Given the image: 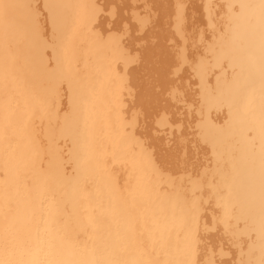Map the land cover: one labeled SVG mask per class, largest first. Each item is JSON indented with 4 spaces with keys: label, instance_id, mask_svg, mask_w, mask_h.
<instances>
[{
    "label": "bare ground",
    "instance_id": "obj_1",
    "mask_svg": "<svg viewBox=\"0 0 264 264\" xmlns=\"http://www.w3.org/2000/svg\"><path fill=\"white\" fill-rule=\"evenodd\" d=\"M9 1L12 0H0V14H3L2 10H6L7 7V10H10L9 8L19 5L18 7L21 6L23 11L27 9V11L25 10L26 15L29 13L34 17L38 16L37 21L40 25L36 19L34 21V17H30V19L31 22H34V26L38 24L41 27L45 42L41 40L43 44L30 52V54L34 53V58H49L55 53L56 58H76V60L80 58L79 61L84 59V61L87 60V63L89 60L90 65L81 68L80 74L87 73L83 80L86 82L87 92L89 93L90 89L93 92L91 95L88 94L87 97L81 95L86 90L85 84L74 83L76 75L56 78L57 80L52 83V88H54L52 92L55 94L54 90L58 83L66 86L65 81L71 80L73 81L71 87H74L78 96L77 101L73 103L71 121L69 122L71 124L69 125L71 127L70 137L73 138L64 139L72 140L71 159L77 172L80 162L79 166L85 163L87 168L93 170V175L86 182L79 180L78 176V181L76 178L70 186L74 185L76 189L87 186L89 188V185L95 182L94 191L91 194L77 192L79 197L75 200L81 199L78 206L80 207L82 203L90 206L97 201L98 180L101 181L105 189L111 192L110 195L108 194L111 197L108 206L111 205L112 200H115L114 202L119 200L113 191L118 189L119 192H123L119 185V176L116 177L112 171L115 169L114 165H110L112 167L109 169L105 165L110 160L112 162L125 160L127 156L124 154L130 149L138 159L135 161L139 165H143L141 173L144 171L153 176L155 173H161L174 182L175 186L183 188L181 190L177 186L181 190L178 192L181 198L180 202L177 200L176 203H181L182 206L179 213L175 214L174 224L178 231L175 238L178 239V242L174 241L176 249L171 250L172 253L177 252V257L176 260L167 257L165 264H247V260L250 262L249 264L263 262L264 69L254 78L257 85L249 84L246 87V89L258 87V94L252 104L254 107L252 114L256 117L255 130L262 142L254 143L259 148L255 155L252 142L246 143L242 137H240L242 140L239 145L236 146L239 151L242 146H245V153L249 152L251 158L256 156L259 164L253 173L254 179L257 178L256 182L259 184L257 190L259 196H255L258 199L257 220L260 225L255 233L257 236L256 251L252 249L253 247L251 249L246 247L247 242L243 243L244 249L228 244L226 238L214 227L213 215L204 200L207 193L212 192L209 187L206 190L210 165L209 149L205 145L208 143H203L204 135L213 128H217L219 131L223 128L221 126H223L224 119L221 112L225 111L224 109L226 112L230 109H241L245 107L247 101L244 99L245 94L239 98L240 93L236 90L241 84L236 86L232 72L225 71L224 66L218 70L211 66L203 69V65L208 64L207 62L212 63V58H264V0H51L56 6H53V2L49 4L54 7L56 15L58 16L59 13L60 16L59 19H55L60 21L62 18L59 23L61 27L55 28V30L60 29L61 36L59 34L54 41L51 38L48 40L51 44H55L53 48L46 46L47 39L45 37L50 35V25L47 23L49 20H47L48 16L44 10L48 5L46 0H13L11 4ZM14 1L18 2L15 6H13ZM41 3L43 7L40 5ZM47 8L46 10L49 11ZM55 9L58 10V13ZM19 16L21 15L19 14ZM27 17L24 18L27 19ZM6 22H3V17L0 16V58H15L14 55L8 53L9 48L11 51L17 49L19 56L24 55L23 52L28 51V48H25L27 46L24 43L25 47H22V44L17 45V41L10 40L14 39L16 34L14 35L9 24H3ZM51 22H55V20H51ZM53 24L51 23L54 30L53 26L55 25ZM237 29L240 32V40L234 42ZM31 48L33 50L32 46ZM81 52L84 54L78 55ZM91 58L92 61H90ZM93 64H95L94 68ZM59 86L55 101L61 94H59L61 88H64ZM18 88L19 86L10 78L8 80V78L0 76V97L7 90L13 96L19 94ZM253 94L255 95V92ZM82 98L87 99V106L81 102ZM105 99H108V102H105ZM226 104H229L227 108ZM10 108L8 105V109H0V117H3L0 119V146L5 144L3 148L13 141L10 127L12 120L17 118V113L10 115ZM249 108L251 107L249 106ZM57 112L59 114V111ZM109 122H112L113 126H111L112 124L108 125ZM231 127L230 132L241 126ZM244 127L239 133L244 134ZM106 131L110 132L111 142L113 146L115 145L112 155H105L101 146L102 140L107 138ZM7 133L9 136L11 135L8 139L6 138ZM59 134H56V139L59 138ZM62 139L57 140L58 143ZM230 139L231 137H225L222 141H225L223 150L227 154H231V150L227 147V140ZM236 139H239V136ZM106 147L108 148V146ZM210 147L213 148L212 145ZM239 151H235L236 154L232 153L235 158H238ZM63 163L65 164V162ZM64 164L62 166L64 175L75 178L77 175L75 170L73 175H66L65 169H63ZM131 167L136 169L138 166L131 164ZM217 170L231 176L228 165L223 168L217 166ZM131 171L133 172V170ZM13 175L15 174L13 173ZM174 176L177 177L172 178ZM0 178H2L1 174ZM139 182L141 184L133 185L134 189L139 188L141 192L139 197L135 198L134 195L127 194V199L122 198L127 207L126 215L129 220V226L125 227V232L133 238L130 243L134 248L131 251L136 250V256L143 264H152V261L146 256V252L139 249L141 245L139 238L143 237L139 232L142 225L139 214L146 207L143 204L144 198L147 194L152 198L151 194L153 193L151 192L155 187L149 185L146 177H143ZM214 182L215 176L210 184L227 192L221 185ZM218 183L221 184L220 180ZM13 184L11 181L0 180V249H4V253L0 254V260L3 261L7 257L5 255L7 249L11 250L14 245L13 250L17 251L18 258L21 257L18 259L20 263L27 260L24 264H39L48 258L51 260L47 264H97L95 251L99 243H96L98 236L95 232L99 229L98 226L104 227V229L106 227L97 225L93 222L95 218L90 217L89 222L95 227L93 230L95 239H89L80 247V242H77L78 236L74 235L81 226L76 224L79 222L80 208L78 213L74 210V216H71L67 207L63 210V208L55 206L56 202L67 196V189L63 190L60 195L55 194L54 196L52 194L44 195L43 190L36 186L31 194L26 188H12ZM13 194L16 196L13 197ZM83 194L86 195L83 196ZM36 196L40 198L52 196L51 201L55 206H52L50 201V205L47 206L48 208L46 207L47 210L40 216L39 222H37L36 216L40 214L37 213L47 198L41 202ZM7 202L12 203L10 208L9 206L5 207ZM74 203L77 204L76 201ZM153 203L164 204V201ZM60 204L62 203L60 202ZM9 209H11L10 212ZM72 209L74 208L72 207ZM93 209L99 214L104 206H95L91 212ZM238 209L239 207L233 209L232 223L237 218H241L237 214ZM257 209H254L253 212H256ZM64 212L69 213L70 218L67 217L68 219L64 220L62 217ZM58 213L61 215L57 216ZM147 216H149L148 213H146ZM221 221L226 226V219ZM245 222H248L247 225H251L250 220ZM35 225H44L45 228L34 231ZM149 227L152 228L151 225ZM231 229L233 232L236 229L239 230L233 224ZM246 230V228H240L238 236L244 238ZM260 231H262V235L258 237ZM163 241L164 238L160 244H163ZM171 243L169 240L164 242L165 246ZM240 252L243 253L240 255ZM257 259H260L258 263H256ZM124 262V260L118 261L115 264H125Z\"/></svg>",
    "mask_w": 264,
    "mask_h": 264
},
{
    "label": "flooded vegetation",
    "instance_id": "obj_2",
    "mask_svg": "<svg viewBox=\"0 0 264 264\" xmlns=\"http://www.w3.org/2000/svg\"><path fill=\"white\" fill-rule=\"evenodd\" d=\"M12 1H9L10 4L12 3ZM16 2L17 1L13 2V6L17 5L18 2ZM52 2L53 1L51 0L50 2L49 0H46V4L50 5L49 8H47L48 5H46V8L51 11L49 12L47 10L49 16L52 17H50V19L53 21L55 20V22L51 23H54V32L58 37L59 34L61 36V31H59L60 29L55 30V28H57L58 26L61 27V24L59 23H61L60 21L62 20V18L60 19V21L55 19H59L60 16L57 9L55 10L58 13V16L54 12L53 6L56 5L54 2ZM49 3H52L54 5L52 6V4ZM18 6L13 7L15 9L11 7L9 8L10 10H7V7L6 10H2V12L4 13L0 14V16L3 17V22H6L11 17L8 20L11 21L10 23L8 21L6 23H3L6 25L9 24L8 26L12 29L14 35L16 34L15 36L13 35L14 39L10 40H15L14 42L17 41V45L25 43L27 47H25V45L23 44L22 46L28 48V51L23 52V54L25 53L23 56H26L27 58H0V76L8 78V80L10 78V80H12L19 86L17 90L19 94H14V96L19 100L20 105L22 106V101L23 107L25 105L24 108H26L25 114H17V118L13 119L11 122L10 128L11 135L13 136L11 137L10 135V137L13 140L12 142L14 143V148L10 153L5 154L3 157V159H6L5 164L8 176L6 181L13 182L14 186L12 188L17 185V189H19L20 184H26L28 182L27 178L32 176L36 178L37 186L43 190L42 192L44 193V195H60L63 190L67 189V196H64L63 198L61 197L62 199L60 198L61 200L59 202H56L58 204L55 203V206L63 208V210L67 207L71 216H74L73 212L75 210V212L78 213V204L81 201V199H79V201L75 200V198H78L79 194L82 193L85 188L82 187L76 189L74 185L70 186V184L75 182L74 180L76 178L78 181V176L79 180H83L82 182H86L88 179H90V177H92L93 170L87 168V166H85V163L79 166L80 162L78 161V172L76 169H74L77 174L76 177L69 178L64 175V172L62 170V166L64 163L60 160L58 156L59 154L56 152L54 147L57 146L59 142L57 140H60L61 138H73L70 137L71 127L69 125L71 124L69 123L70 120L68 118L61 131L59 132L60 134L56 132L55 128L52 126L53 122H55L56 120V116L52 115L51 107H49V105L52 101H55V96L58 92L57 88L59 85H61L59 83L58 86L55 84V94H53L52 90L54 88H52V83L57 80L56 78H67L78 74V72L76 73V68L74 65L76 58H73L74 60L72 58H55V61L53 60L55 65L53 66L51 65L52 62H50L49 58H34V53L30 54V52L34 51L35 47H40V45L43 44L44 35L40 30L41 27L39 26L40 24L37 21L38 16H31V14H29L28 12V15H26L27 9H25L26 11H23L21 6ZM12 9L15 11L13 12ZM19 14L21 16H19ZM22 16L23 18L21 19ZM24 17H27V19H25ZM30 17H34V21L36 19L37 23L39 24H37L38 28L37 26L33 25L34 22H31ZM18 18L20 19L19 21ZM41 34L43 37L41 36ZM239 35L240 32L239 29H237V32L234 36V42L236 40L237 42L240 40ZM41 40L43 41L41 42ZM31 46L33 47V50ZM212 59L213 62H207L208 64H204L203 69L211 66L212 68L221 70L224 66V68L226 69L225 71H230L232 73L240 72L241 74H244L245 81L248 84H245L244 81L239 86L236 91L240 94H245L243 90L246 89L247 85L251 84V81L249 79L255 78L260 73H262L261 71L264 69V58ZM72 91L74 96L73 103H75L78 99V96L74 87ZM257 91L258 88L254 89L249 94L246 93V97H244V99L247 101L245 107H242L241 109L236 108L232 111L231 114H234L236 116H244L236 117L235 122L233 121V124L231 126H241L239 129L237 128L238 130H235L236 132H241V128H243L244 126V134H249L247 133L248 129H256V126L254 125L256 117L252 114V111L254 110L252 104L255 102L256 98V95H254L253 93H256ZM21 92L23 93L21 94ZM249 106L251 108H249ZM37 121H40V123H45L46 125L45 134L47 136V139L45 140L49 142L51 146L50 151H48L47 153H45L42 141L39 139V133L35 128V123ZM229 130L230 127L221 128L220 131L217 128H213V130L207 132L204 135V142L212 145L214 150H216L217 148L216 165L221 166V168L225 167V165H228L229 170L231 171L230 177L225 175L224 177L219 179L220 182L225 185V188L227 190L226 195L220 199V202H222V204L224 205L225 211L223 220L226 219V226L228 228H231L230 222L232 221L234 216L233 209H235L236 207H239L237 213L239 217H241L239 219L243 218L244 221H255L256 219H258V199H256L255 196H259V192L257 191L259 184H257L258 182H256L257 178L254 179L253 173H255V166H259V164L255 158H249V152L245 153V146H242L240 148L238 158H235L234 154H227L225 150H223L225 141H222L224 140V138L231 137L233 134H235V131L227 132ZM56 134H59V138L57 139ZM8 147L3 148V146H0L1 153H6L8 151ZM46 157L50 158V160L47 162L48 166L46 167L48 168L43 169V163ZM13 173L15 175H13ZM11 177L13 178L12 180L10 179ZM98 183L99 184L96 189L98 198H96L97 201L94 203L95 206H104V209L99 211L98 218L93 219V222L97 225H103L106 228L104 229V227H102L96 230L97 232H95L96 236H99L100 234L96 241V243L99 244H97L96 246L97 248L95 252L97 254V258L95 259V262L97 264H115V262L124 260L125 264H143V262H141L140 259L136 256L135 250L131 251V249L134 248V246L130 243L133 238L129 237L125 232V227L129 226V220L126 215L127 207L122 200V198H124L123 194L119 192L118 189L113 190L114 194L119 198V200H116V202H114L115 200H112L111 205L108 206L111 198L109 195L111 194V192L104 188L100 180H98ZM77 192H79L78 195ZM15 196L16 195L13 194V197ZM106 198L108 199L106 200ZM254 198L256 199V202H254ZM75 201L77 202V204L74 203ZM60 202L62 204H60ZM67 204H69V206H67ZM76 205L78 206V209ZM7 206H9L10 208L12 206V203L7 202L5 207ZM52 206H54V204ZM71 206L74 209H72ZM254 209H257L256 212H253ZM93 212L94 210L92 211V213ZM59 214L60 213H58L57 216ZM68 218H70V216H68Z\"/></svg>",
    "mask_w": 264,
    "mask_h": 264
},
{
    "label": "rangeland",
    "instance_id": "obj_3",
    "mask_svg": "<svg viewBox=\"0 0 264 264\" xmlns=\"http://www.w3.org/2000/svg\"><path fill=\"white\" fill-rule=\"evenodd\" d=\"M40 5H42V3ZM42 7H43V5H42ZM44 10L48 16L47 20H49V21H47V23L50 25V28H49V30H50L49 34L50 35H49V37H45V39H47L46 46L53 48V45H55V44L54 43L51 44L48 40L51 38L54 41V39L57 38V35L54 33V30H53L52 25L50 23L51 19H50L49 14L47 13L46 8ZM22 47H24V46H22ZM82 51L85 53L84 50H82ZM17 52H18L17 49H15L14 51H11L10 48L8 49V53L14 55L13 57H15V58H24L25 57L22 54L20 56L17 55ZM83 52H81L78 55H83L84 54ZM55 55L56 54L54 53L53 56L49 57L50 62H52V64H51L52 66L55 65V64H53L54 63L53 60L55 61V58H56ZM79 59L80 58H78L75 61L74 65L76 67V73L79 69L80 71L78 73L80 74L81 68H83L84 66H89L90 63H89V60L87 63V60L84 61V59H83V61H84L83 62L82 60L79 61ZM90 61H92V58L90 59ZM93 61H95V59H93ZM94 65L95 64H93V68L95 67ZM79 74H75L76 76L74 79V83L80 82V83L85 84L86 82L83 79L87 76V73L80 74V75ZM235 74H236V77H235ZM235 74L234 73L232 74V75H234L233 79L236 80V81H234V80L233 81L237 84L236 86L238 87L240 84H242L245 81V76H244V74H241L240 72L235 73ZM249 80L251 81L252 85H257V82L256 81L254 82V78L253 79L250 78ZM70 81L71 80H68V82L65 81L66 86H64V84H63L62 86L64 88H61L63 91L61 90L59 92V94L60 93L61 94L57 96V100L54 102L52 101L49 105V107H51L52 115L56 116V120H55V122H53L52 126L55 128L56 132H58V133L61 131L62 127L64 126V124L68 118L71 121V114H72L73 106H74L73 105L74 96H73V92H72L73 88H71L73 81H71V82ZM234 82H233V84H234ZM245 84H248V83L245 81ZM256 88H258V87L247 88L243 91L245 94L246 93L249 94ZM85 89H86V84H85ZM92 93L93 92L91 91V89L89 90V93L87 92V89H86L85 91H83V94H81V95L82 96L86 95V97H87L88 94L91 95ZM2 94H3L2 95L3 97L2 96L0 97V109H3V110L8 109V105H10V107H11L9 109L10 115H12L13 113H17V114H23V113L25 114L26 113V108L23 107L22 101H21V104H22V106H21L19 100L17 98H15V96H13L9 90H7L6 93H2ZM257 94H258V91L255 93V95H257ZM241 95L242 94L239 95V98L242 97ZM2 98H3V100H1ZM59 98H61V99L59 100ZM203 100H204V97H203ZM81 102L83 104H85V106H87V103H88L87 99L82 98ZM105 102H108V99H105ZM55 104H56V106H55ZM57 105H59V106L57 107ZM65 105H66V108H65ZM228 105L229 104H226L225 107L227 108ZM55 108H56V112H55ZM224 110L225 111L221 112L222 118L224 119L223 120V126H221V127H223V128L231 127V125L233 124V121L235 122V120H236V115L231 114L233 109L232 110L230 109L228 112H226V109H224ZM57 111H59V114ZM62 112H65V113H62ZM2 118L3 117L1 116L0 119H2ZM57 124H59V125H57ZM106 125H107V123H106ZM108 125L113 126V123L109 122ZM35 128L37 129L36 131L39 133V139L42 141L45 153H47L48 151H50L51 146H50L49 142H47L45 140V139H47V136L45 134L46 125H45V123H40V121H37L35 123ZM230 129H232V127ZM233 130H234V128H233ZM227 132H230V131H227ZM247 133H249V134H241L238 131L231 136V139H230L231 142H230V140H227V147L229 150H231V153L236 154L235 151H239L238 147H236V146L239 145L240 141L243 138L246 143L252 142V146L255 149L253 151V154L254 155L256 154V152L259 148H258L257 144L254 145V143L255 142H262V140L258 138V134H257L256 130H254V129H252V130L248 129ZM106 135H107V138L102 140L101 146L103 147V151H104L105 155H107V154L112 155L113 147L115 145L113 146V143L111 142L110 132L106 131ZM238 136H239V139H236V137L238 138ZM9 137L10 136L7 134L6 138L8 139ZM104 137H106V136H104ZM240 137H242V138L240 139ZM232 138L235 140H233ZM61 142L58 143L57 146H55L54 148H55L56 152L59 154L58 156L61 158V160L63 162H65L63 169H65L66 175L71 176V175H73V171L75 169V164L71 159V155H72V151H73L72 140H65L63 138L61 140ZM107 143H108V145H107ZM203 143L205 144L204 141H203ZM231 144H232V146H231ZM13 145H14L13 142L8 143L6 145V147L9 146L8 151L4 154H2L0 151V155H2L1 156L2 159L0 160L1 161L0 162L1 163L0 164V166H1L0 167V174H1L2 178H0V180H2V179L6 180V177H7V170H6V164H5L6 159H3V157L5 154H8L12 151V149L14 148ZM58 145H60V146H58ZM205 145L209 149L208 150L209 151L208 157H209V165H210L209 171H208V182H207L206 190H208V187H209V190H211L212 192L210 194L207 193V195L204 197V200L208 204L209 210H210L211 214L213 215L214 227H216L217 231H219L220 234L224 238H226L228 244H230L231 246H235L239 249H244L243 243L247 242L246 247H248L250 249H251V247H253L252 249L257 251V247L255 244V240H256L257 236L255 233L257 232L258 227H260V225H258L257 219L255 221H250L251 225H249V224L247 225L248 222L244 223L243 218L242 219L237 218L234 223H232V221H231L230 222L231 226L233 224V226H235V228H239V230L236 229L235 232L232 231L233 229L225 226V224L221 221L223 219V215H224L225 211H224V205L222 204V202H219V201L221 198H223L225 196L226 191L217 188L218 186L216 187L215 185L210 184V182H211L212 178L215 176V182L214 183L221 185L226 190V188L224 187V184L222 182H221V184L218 183L219 178L224 177L226 174H224L220 170H217V166H216L217 151L214 150L212 147H210L209 144H205ZM3 146H5V144ZM106 146H108V148ZM6 147H4V148H6ZM109 148H110V150H109ZM107 150H109V151H107ZM124 155L127 156V158L125 160H119L118 162L117 161L112 162L110 160L105 165V167L108 166L107 167L108 169L114 165L115 169L113 168L114 170H112V171L114 172L116 177L119 176V185L123 189V192H121V193L123 194L124 198L127 199L128 195H131V194L134 195L135 198H136V196L139 197L141 195L139 188L134 189L133 185L134 184L135 185L141 184L139 182V180H141L143 177L147 178V182H149V185H154V187H155V189L151 192V193H153V194H151L152 198H150L149 194H147L146 197L144 198L143 204H145L146 207L143 210H141L142 212H141V214H139L140 215L139 218L141 219L140 222L142 223V225L140 226L139 232L143 236L142 238H139V244H141L139 246V249L143 252H146V256L149 257V259L152 261V264H165L167 257L176 260L177 252L172 253L171 250L176 249V247H175L176 243H174V241L178 242V239L175 238V236H177V234H178V231H176L174 222L176 219L175 214L179 213L180 208L182 206L181 203H178V204L176 203L177 200H179V202H180V198H181V196L179 195L178 192L183 190V188H180L177 185L181 189L180 190L177 186H175L173 184L174 182L167 179L161 173H155V176H153L152 174H148L144 171L141 173L140 170L143 168V165H139L135 161L138 159L132 150L128 149L127 153ZM65 156H67V158H65ZM249 158H251V157H249ZM254 158L256 159V156H254ZM49 160H50V158H48V157L45 158V161L43 163V165H44L43 169L48 168L46 166H48L47 162ZM131 164H135L138 167L136 169H133V167H131ZM110 165H112V166H110ZM254 165H256V164H254ZM219 168H221V167L219 166ZM131 170H133V172ZM247 171H249V170H247ZM209 174H211V175H209ZM175 177H177V176H174L172 178H175ZM178 177H182V176H178ZM27 181L28 182L26 184L21 183L20 188H26L31 192V194H33V189L37 186L36 178L30 176L27 178ZM94 186H95V182H94V184L91 183L89 185V188L87 186L82 193L91 194L94 191ZM15 188H17V185H15ZM130 190H131V192H130ZM85 195L86 194H83V196H85ZM37 198L41 202H43L47 198V201L43 202L44 203V204H42L43 207L37 213V214L40 213L39 215L36 216L37 222H39L40 216H42V214L45 213V211L48 208L47 206L50 205L49 203L52 200V196H44L43 198H40V197H37ZM55 198L53 199L54 201L56 200ZM155 201L156 202L157 201H160V202L164 201V204H162V203L154 204L153 202H155ZM53 203L54 202L51 201V204H53ZM38 206H39V204H38ZM94 207H95V203L91 204L90 206H87V204L82 203L81 206L79 207L80 208L79 211L81 213H80L79 219H78L79 222H77L76 224H78V225L80 224L81 226H80L79 230L74 233V235L78 236L77 242H80V245H79L80 247L82 246V243L85 244L89 239H92V238L95 239V236L93 234V230L95 229V227L92 226L93 224H91L89 222V220L91 219L90 217H92V216L95 219L98 218V212H96V210L93 209L94 213L91 212V209ZM8 211L10 212L11 209H9ZM146 213H148L149 216L146 217ZM68 215H69V213L64 212V214H62L63 219L64 220L68 219L67 218ZM42 221H43V217H42ZM241 223H243V224L240 226ZM150 225L152 226V228L149 227ZM44 228H45L44 225H41V226L35 225L34 231H39V230L44 229ZM98 228L100 229L102 227L98 226ZM240 228H244V229L246 228L247 229L245 232V236H243L244 238H241L240 236H238V233L240 232ZM5 231H7V230H5ZM6 234H7V232H6ZM254 234H255V236H254ZM261 235H262V231L259 232L258 237H261ZM99 236H100V234H99ZM162 238H164V241H163V244H160V241L162 240ZM38 239L40 240V238H38ZM44 240L46 241V238ZM166 240H169V243L170 242H172V243L165 246L164 242ZM13 247H14V245H13ZM13 247L11 248V250L7 249L8 251L5 253V255H7V257L4 258L3 261L0 260V264H24L25 262H27V260L24 261L22 259L23 261H21V263H20V261L18 259L19 258L21 259V257L18 258V255L16 253L17 251L13 250ZM80 247H77V248L80 249ZM90 251H91V249H90ZM135 252H136V250H135ZM2 253H4L3 248L0 249V254H2ZM44 253H46V251H44ZM242 253L243 252H240V255ZM13 254L15 255V257H13L14 256ZM251 258H252V256H251ZM50 260L51 259L48 258L47 260H45L46 263L41 262L39 264H47V262H49ZM253 260H255V258H253ZM259 261H260V259H257L256 263H258ZM263 262H264V260H263ZM263 262H261L260 264H263ZM249 263L250 262L247 260V264H249Z\"/></svg>",
    "mask_w": 264,
    "mask_h": 264
}]
</instances>
